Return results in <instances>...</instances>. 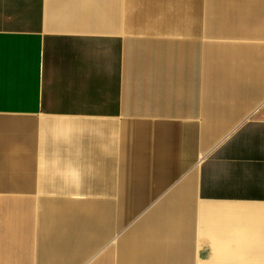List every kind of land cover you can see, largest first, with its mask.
Wrapping results in <instances>:
<instances>
[{
    "label": "crops",
    "instance_id": "obj_1",
    "mask_svg": "<svg viewBox=\"0 0 264 264\" xmlns=\"http://www.w3.org/2000/svg\"><path fill=\"white\" fill-rule=\"evenodd\" d=\"M0 264H264V0H0Z\"/></svg>",
    "mask_w": 264,
    "mask_h": 264
}]
</instances>
